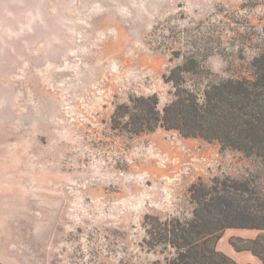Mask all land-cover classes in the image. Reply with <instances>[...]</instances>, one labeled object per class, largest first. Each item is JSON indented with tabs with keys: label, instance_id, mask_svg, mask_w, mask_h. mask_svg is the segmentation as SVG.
Segmentation results:
<instances>
[{
	"label": "rangeland",
	"instance_id": "rangeland-1",
	"mask_svg": "<svg viewBox=\"0 0 264 264\" xmlns=\"http://www.w3.org/2000/svg\"><path fill=\"white\" fill-rule=\"evenodd\" d=\"M263 45L264 0H0L5 251L19 264L162 258L142 245L146 214L188 218L192 183L264 166L174 129H115V106L155 93L161 109L172 98L166 76L187 58L199 71L188 85L208 70L248 77ZM235 230L260 231H223L217 249L242 259L229 242Z\"/></svg>",
	"mask_w": 264,
	"mask_h": 264
},
{
	"label": "trees",
	"instance_id": "trees-1",
	"mask_svg": "<svg viewBox=\"0 0 264 264\" xmlns=\"http://www.w3.org/2000/svg\"><path fill=\"white\" fill-rule=\"evenodd\" d=\"M187 60L166 76L172 98L161 109L155 93L131 95L115 106L111 126L132 134L174 129L183 137L215 140L220 150L240 151L264 166V45L251 60L248 77H220L208 70L205 83L188 85L186 75L199 71L193 59ZM188 191L190 217H144L143 247L159 248L163 254L152 264H252L239 263L217 249L227 228L259 230L254 238L233 236L229 242L264 264V168L242 178L216 175L208 183L199 180Z\"/></svg>",
	"mask_w": 264,
	"mask_h": 264
},
{
	"label": "crops",
	"instance_id": "crops-1",
	"mask_svg": "<svg viewBox=\"0 0 264 264\" xmlns=\"http://www.w3.org/2000/svg\"><path fill=\"white\" fill-rule=\"evenodd\" d=\"M7 224L8 223H7L6 220L2 222V228H3V230L0 233V239L2 238L0 240V264H11V263H13V264H19L21 260L19 261V259L17 258V254H14L16 257H13L12 256L13 252H10L9 253L8 251H5V247L7 245V239H6V236H7V226L6 225ZM234 233L237 234V236L243 237V238H251L253 236L251 234H244L243 232L237 231V230H235ZM226 251H227V254L228 255L232 256L233 258H236L234 255H232L231 252H229L228 250H226ZM239 252L240 253H246L247 254L245 256L242 255V257L240 256L242 259H237L236 258L239 262H241V263H244V262H252V263H255L254 262V259L250 255L251 253L249 251H238V253ZM11 259H13V260H11ZM260 263H261V261H260Z\"/></svg>",
	"mask_w": 264,
	"mask_h": 264
}]
</instances>
